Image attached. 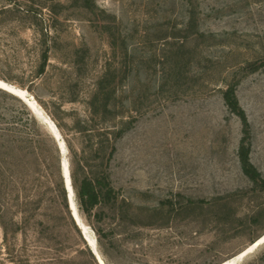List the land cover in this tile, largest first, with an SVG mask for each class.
Masks as SVG:
<instances>
[{
  "label": "rangeland",
  "instance_id": "rangeland-1",
  "mask_svg": "<svg viewBox=\"0 0 264 264\" xmlns=\"http://www.w3.org/2000/svg\"><path fill=\"white\" fill-rule=\"evenodd\" d=\"M90 2L0 0V80L20 94L0 93V264H97L82 235L103 264L236 256L264 233V191L241 172L222 91L238 82L264 179V66L249 67L264 60V0ZM106 72L105 118L92 96ZM65 160L71 177L106 173L114 191L87 217L71 183L87 234L57 187ZM239 264H264V243Z\"/></svg>",
  "mask_w": 264,
  "mask_h": 264
},
{
  "label": "trees",
  "instance_id": "trees-1",
  "mask_svg": "<svg viewBox=\"0 0 264 264\" xmlns=\"http://www.w3.org/2000/svg\"><path fill=\"white\" fill-rule=\"evenodd\" d=\"M82 1H83V5H82L83 7L90 8L91 5L90 0H82ZM190 1L191 0H189V2ZM48 50L49 49L46 48L41 54L40 64L38 66L39 75L43 74L47 67L48 59H49ZM263 66H264V60L257 65L256 64L249 65V67H251L250 71L255 70L257 67H263ZM237 83L238 82L229 84L227 88L224 91H222V99L227 110L232 115L237 117L241 124V138L237 150V159L240 165L241 172L253 185L254 188L259 189L260 191H264V179L262 178L261 173L253 166V164L250 161L251 125L248 121L245 111L242 109V107L239 104L236 95ZM113 84H114L113 76H111V74L110 73L108 74L107 72L98 81L96 90L94 91L92 96V101H93L92 110L95 115H101L106 118V116L111 113L112 105L110 101L113 98L112 95L114 93L112 86ZM0 93H4L8 95V93L1 90ZM121 134H122V130H117L116 132H113L114 140L118 139L121 136ZM114 151H115V147L111 146L108 154L109 156L108 160L111 159ZM71 182L74 184L76 188V194L78 196L80 208L87 217H90L92 215V212L96 207L98 206L107 207L115 201L114 191L110 185L109 177L107 176L106 173L104 174L102 173L99 177L94 179L83 177L80 180H77L74 176L71 177ZM57 187L62 195L64 204L66 206L65 208H68L67 207L68 205L66 203L67 200L66 192L64 190L62 178H60V182ZM200 203L203 202L201 201ZM188 204H192V202L189 201ZM166 208H172V204H170V202H167ZM257 219H258L257 217L252 219V222L254 223L255 221H257ZM96 233L99 236V238H104L106 236L100 229H97Z\"/></svg>",
  "mask_w": 264,
  "mask_h": 264
},
{
  "label": "bare ground",
  "instance_id": "bare-ground-1",
  "mask_svg": "<svg viewBox=\"0 0 264 264\" xmlns=\"http://www.w3.org/2000/svg\"><path fill=\"white\" fill-rule=\"evenodd\" d=\"M0 90L1 91H4V92H6V93H8V94H10V95H12V96H14L13 94H15L16 96H20V94H19V91L18 90H16L15 88H13L12 86H10L9 84H7V83H5V82H3V81H1L0 80ZM21 96H25L23 93L21 94ZM15 97V96H14ZM28 101H31L32 99H27ZM32 105V104H31ZM31 108V107H30ZM42 120V119H41ZM45 124V123H44ZM51 126V125H50ZM47 127V126H46ZM52 128V127H51ZM55 131V130H54ZM57 135V134H56ZM56 135H54V136H56ZM61 137V136H60ZM64 142V141H63ZM62 146V145H61ZM63 150V149H62ZM63 160H64V158H63ZM66 162V160L62 163L63 164V167H64V170H65V172H66V174H67V172H68V167H67V164L65 163ZM66 180H67V184H68V177L66 178ZM68 194H69V201H70V203H71V206H72V210H73V212H74V216H75V219H76V222L74 221V223H75V225L77 226V228L79 229V227L81 228V229H83L84 231L86 230V224H85V222H84V220H82L81 219V217H80V215L78 214V212H77V210H76V208H75V204H74V201H73V195H74V192H72L71 191V189H70V185L68 184ZM79 226V227H78ZM87 229H89V228H87ZM87 232L88 231H90V230H86ZM86 231H85V233H86ZM91 232V231H90ZM87 234V233H86ZM264 235V234H263ZM83 236V239L85 240V243H86V245H87V243L90 245V246H92V243H93V241H92V239L91 238H89V240H87V238H85V236L84 235H82ZM89 236V235H88ZM92 236V235H91ZM91 236H89V237H91ZM250 245H252V244H250ZM250 245H248L247 246V248L245 249V250H243L241 253H238L236 256H234V257H232V258H230V259H228V260H225V261H222L221 263H219V264H239L244 258H243V256H244V252L250 247ZM87 247H88V245H87ZM89 248V247H88ZM93 249H94V252H95V245L92 247ZM97 257H98V259L102 262V260H101V257L99 256V253H98V255L97 254H95ZM248 256V255H247ZM243 258V259H242ZM97 264H99L98 262H97ZM102 264H103V262H102Z\"/></svg>",
  "mask_w": 264,
  "mask_h": 264
},
{
  "label": "water",
  "instance_id": "water-1",
  "mask_svg": "<svg viewBox=\"0 0 264 264\" xmlns=\"http://www.w3.org/2000/svg\"><path fill=\"white\" fill-rule=\"evenodd\" d=\"M58 149H59L60 154H62L63 151L61 150V147L58 146ZM60 174H61V178H62V181H63L64 190L66 192V199H67V204H68V210L70 212L71 218L76 222V219H75V216H74V212L72 211V207H71L70 201H69L68 184L70 185V189H71L72 192H74V189H73V186L71 185L72 182H71L70 173L67 172V174H66L62 162L60 163ZM67 177H68V184H67V180H66ZM74 195H75V192H74ZM263 243H264V235H262L261 237H259L258 239H256L252 243V245H250V247L243 253L244 254L243 258L246 257L247 255H249L250 253H252L255 249H257ZM87 245H88L91 253L95 257L96 262H98L99 264H102V262L95 255L94 249L88 243H87Z\"/></svg>",
  "mask_w": 264,
  "mask_h": 264
}]
</instances>
